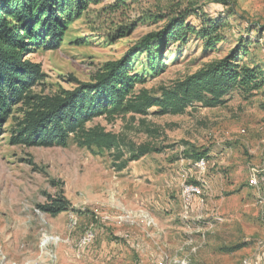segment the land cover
I'll list each match as a JSON object with an SVG mask.
<instances>
[{"label":"rangeland","instance_id":"obj_1","mask_svg":"<svg viewBox=\"0 0 264 264\" xmlns=\"http://www.w3.org/2000/svg\"><path fill=\"white\" fill-rule=\"evenodd\" d=\"M113 1L91 5L69 26L56 49H30L26 58L38 63L44 74L33 93L52 95L71 89L72 77L89 81L105 62L122 57L128 47L185 9L186 21L195 29L217 20L222 25L219 41L208 49L195 35H188L185 43L168 40L156 72L150 70L147 53L138 52L129 68L146 81L136 89L158 94L160 87L224 56L239 43L247 47L240 59L264 69V0H225L226 4L127 0L128 6L112 11L107 5ZM159 15L163 17L157 19ZM133 20L137 21L131 32L116 34L119 26ZM224 99L214 107L194 103L177 115H157L154 107L135 120L130 115L94 118L87 126L100 125L128 143H150L159 149L121 168L126 153L115 161L109 152L89 150L72 140L66 146L11 145L9 137L21 117V105L16 106L0 140V264H132L133 247L128 243L141 246V236L131 237L134 229L139 233L138 225L146 226L145 212L181 213L182 174L188 183L202 186L194 204L202 218L184 219L190 228L183 233L187 242L183 252L167 253L160 264L184 256L186 264H264V85L250 94L234 90ZM193 153L206 155L203 171L193 165ZM252 169L262 175L258 187L249 184ZM60 189L72 208L56 216L41 211L38 205ZM152 197L160 199L162 207L149 204ZM70 216L76 218L74 228L69 226ZM89 228L96 237L82 253L94 252L93 245L102 241L123 249L115 256L98 253L83 260L77 244ZM237 246L233 252L223 251Z\"/></svg>","mask_w":264,"mask_h":264},{"label":"trees","instance_id":"obj_2","mask_svg":"<svg viewBox=\"0 0 264 264\" xmlns=\"http://www.w3.org/2000/svg\"><path fill=\"white\" fill-rule=\"evenodd\" d=\"M101 1L0 0V140L15 107L21 105V117L9 137L11 145L66 146L72 140L89 150L109 152L115 161H120L126 153L127 159L118 165L121 168L127 161L159 149L150 143H128L121 134L107 131L100 125L87 126L94 118L130 115L135 120L136 116H144L154 107L157 115L183 114L194 103L214 107L223 104L225 96L234 90L250 94L264 85V69L250 66L240 59L242 52L246 54L247 47L239 43L224 56L169 86L160 87L158 94L144 88L136 89L146 81L129 68L138 52L147 53L150 70L156 72V65L161 66L163 62L168 40L185 43L188 35H195L208 49L219 41L218 29L222 25H218L217 20L195 29L187 23L189 13L185 9L180 15L169 17L163 28L147 33L128 47L122 57L105 62L89 81L81 82L72 77L75 85L71 89L52 95L33 93L34 86L44 79V74L38 63L26 58L30 49H56L74 20ZM211 1L226 4L225 0ZM126 6L127 0H114L107 8L116 11ZM137 20L119 26L116 34L123 36L131 32ZM246 24L250 29V23ZM145 130L156 133L149 128ZM192 156L198 160L206 155L193 153ZM38 207L50 216L72 208L62 189ZM237 249L238 246L227 247L223 251L230 253Z\"/></svg>","mask_w":264,"mask_h":264},{"label":"crops","instance_id":"obj_3","mask_svg":"<svg viewBox=\"0 0 264 264\" xmlns=\"http://www.w3.org/2000/svg\"><path fill=\"white\" fill-rule=\"evenodd\" d=\"M264 189V186L263 188ZM238 196V195H236ZM231 200V199H229ZM239 203L242 202L241 198L238 199ZM161 200L157 199V197H152L149 204L153 205L155 208H160ZM166 210V209H165ZM169 212V211H165ZM148 217L152 219L153 224L145 226L143 222V226H139L138 223L134 226L139 227L138 230L132 231L131 239L135 240L136 236L142 237V244L138 248H135L134 245L128 243L129 246H132L134 259L132 264H160L161 261L165 258L167 253H182L183 245L187 244L184 240L183 233L185 228H190L187 226V223H184V220L181 219L180 213L177 212H169L167 214H162L155 210V212H145ZM138 220V219H137ZM173 220V221H172ZM191 220V219H190ZM171 221V222H170ZM133 226V227H134ZM195 229V228H194ZM129 242V241H128ZM92 247V246H91ZM182 248V249H181ZM94 249V252L88 253L85 251L84 253L80 254L83 260L89 259L91 260L95 257L98 253V256L104 257L108 252L112 253L113 255L117 253V251H121L123 248L121 245H117L112 242L102 241L101 243L94 244L91 248V251ZM121 256L120 253L117 254ZM138 255L137 258H140L141 261L135 259V256ZM170 255V254H169ZM176 255V254H175ZM115 256V255H114ZM166 261V260H165ZM87 262V261H85ZM140 262V263H139Z\"/></svg>","mask_w":264,"mask_h":264},{"label":"built area","instance_id":"obj_4","mask_svg":"<svg viewBox=\"0 0 264 264\" xmlns=\"http://www.w3.org/2000/svg\"><path fill=\"white\" fill-rule=\"evenodd\" d=\"M198 170L203 171V169L206 166V162L204 158H200L196 160L193 164ZM183 180L181 183V213L180 217L181 219L190 220V219H200L202 218V214L198 212V210L195 212L194 210V204L196 197L202 193V186L199 184H193L188 183L186 180V175H181ZM262 175H260V171L252 169L251 175H250V182L249 184L252 187H258L260 185V181L262 182ZM145 215V214H144ZM147 217V215H145ZM146 224L152 225V219L150 217H147ZM69 226L71 228H74L77 224L76 218L74 216H70L68 219ZM96 233L92 228H89L82 233L78 240L77 244V254L78 256L86 249L88 248L95 240ZM196 247H193L191 249V252H194ZM4 257H1V260L3 261ZM186 256L182 257L181 259H170L167 264H186L187 261ZM3 264H16V263H6L3 262Z\"/></svg>","mask_w":264,"mask_h":264}]
</instances>
